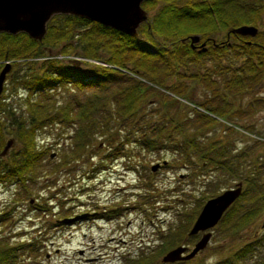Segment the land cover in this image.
<instances>
[{
  "label": "rangeland",
  "instance_id": "1",
  "mask_svg": "<svg viewBox=\"0 0 264 264\" xmlns=\"http://www.w3.org/2000/svg\"><path fill=\"white\" fill-rule=\"evenodd\" d=\"M261 2L264 4V0ZM158 4L159 1L147 10L141 6L148 17ZM257 28L264 29V12ZM125 72L143 83L144 89L137 94L139 107L147 116L151 115L148 125L160 121L163 131L157 134L148 125H143L147 132L142 133L140 123L138 127L133 126L137 129L135 133L124 140L121 118L114 115L116 118L108 123L111 126L107 138L111 144L123 141L117 155H106L105 141L99 142L102 137L95 135L92 144L78 158L59 163L61 148L71 143L69 148L75 147L73 142L76 134L81 133V127L73 121L67 124L55 122L38 130L36 145L46 147V152H53V155L34 166L30 171L31 178L23 182H14V179L0 182V247L4 242L20 246L15 250L14 264H125L140 252L153 250L156 257H150L147 264H206L231 257L232 251L241 248V243L250 238L253 231L264 236V194L254 197L255 192H244L246 185L242 178L231 176L218 162L201 166L199 156L185 154L181 144L186 140L187 128L196 124L192 114L197 109L215 119L205 126L202 117L196 119L202 126L196 125L198 129L205 128L209 138L221 137L222 143H218L225 147L217 153L211 152L216 160L225 159L234 167L238 159L229 154L237 148L247 152L258 150L254 160L256 163L261 160L264 155V81L258 88L239 96L227 93L226 100L217 102L202 82L187 78L188 72H183L181 78L175 77L182 81L181 95L161 87L156 79L152 82L138 78L128 70ZM125 82H105L99 88L83 87L82 90L70 84L59 85L48 91L46 102L63 101L72 95L84 99L94 92L99 97L96 102L102 103L105 96ZM4 84H7L6 79ZM7 90L8 87L4 92ZM17 91L16 96L24 93L22 88ZM216 102L222 103L220 106L226 110L225 115L241 107L240 116L232 121L203 107ZM106 105L113 107V104ZM185 115H189L188 123ZM171 116L173 123L168 118ZM239 123L249 126L244 128ZM114 127L121 129L117 131ZM198 129L197 134L200 133ZM172 134H178L174 137L175 143L169 141ZM154 163L157 165L152 169ZM51 164L56 165L51 167ZM204 174L206 178L202 177ZM237 180H241L240 194L226 206L219 219L210 227L188 233L205 199ZM257 184L253 182V191L258 188ZM262 186L264 188L263 183L261 189ZM256 204L261 207L257 215L252 219L251 215L238 219L240 213ZM75 214L81 216L71 222L60 220ZM250 220L251 225L247 224ZM207 230L210 235L205 245L190 257L170 262L161 260V255L176 244H186L189 249ZM258 251L260 256L264 255V239ZM237 258L242 259L238 255ZM255 260L252 264L257 263V256Z\"/></svg>",
  "mask_w": 264,
  "mask_h": 264
},
{
  "label": "trees",
  "instance_id": "2",
  "mask_svg": "<svg viewBox=\"0 0 264 264\" xmlns=\"http://www.w3.org/2000/svg\"><path fill=\"white\" fill-rule=\"evenodd\" d=\"M158 1L157 8L148 15L147 21L137 27L136 35L70 13L53 14L47 20L45 33L39 40L22 31H0V67L6 60L10 61L5 75L7 84L3 85L0 93V150L5 140L12 138L6 153L0 154V182L5 179L23 182L32 177L30 171L50 154L46 152V147L36 145L37 131L55 122L67 124L73 121L81 127V133L76 134L73 142L75 147L70 149L71 143L61 148L59 163L78 158L92 144L95 135L102 137L99 142L105 141L106 155H117L123 141L111 144L107 138L111 126L108 123L115 116L121 118L124 140L128 139L129 134L135 133L137 129L133 126L138 127L140 123L142 133H146L143 125H148L151 115L147 116L146 111L139 107L137 94L144 89L143 83L137 77L128 76L126 70L135 73L138 78L143 77L152 82L156 79L161 87L177 95L182 94L179 87L182 81L175 77L181 78L183 72H188L187 78L202 82L217 102L225 99L227 93L239 96L263 83L264 29L257 28L253 36L228 31L230 27L242 23L257 27L264 12L261 0H143L141 4L145 9L153 8ZM189 33H197L201 39H206L204 50L191 47ZM210 39L217 45L213 46ZM170 77L173 82L169 80ZM116 80L126 82L105 96L102 103L96 102L99 97L94 92L84 99L72 95L63 101L54 99L46 102L48 91L59 85L70 84L82 90L83 87L99 88L105 82ZM6 87L8 90L4 92ZM18 88L23 89V95L16 96ZM217 102L210 106L196 104L228 120L233 121L232 118L240 116L241 107L225 115L226 110L220 106L222 103ZM106 103L113 104V107ZM194 111L192 118L196 124L201 125L196 119L201 120L202 117L205 126L215 120L197 109ZM185 116L188 123L189 115ZM168 118L171 122L172 116ZM124 121L133 123L127 126L123 124ZM196 124L185 129L187 134L181 132L186 139L181 143L184 153L198 155L201 166L220 163L225 172L244 180V192L251 190L255 192L254 197L263 195L264 188L262 186L261 189L260 185L264 184V155L256 163L254 159L258 157V150L247 152L237 148L229 154L238 159L234 167L225 159L216 160L217 157L212 156L211 152L217 153L225 147L218 143L221 137L209 138L210 135L205 134L206 129H198ZM239 125L244 128L249 126ZM162 127L160 121L148 125L157 134L163 131ZM113 129L119 131L121 128ZM197 129L200 132L198 134L195 133ZM177 135L172 134L170 143H175L174 137ZM55 165L51 164V167ZM202 177L206 178L207 175ZM254 181L258 183V188L253 191ZM260 208V205L249 206L238 215V219H246L250 215L252 219ZM247 224L251 225V220ZM240 226H236V231ZM263 239L264 236L253 231L251 237L241 243V248L232 251L231 257L206 264H252L255 256L256 264H264V255L260 256L258 251ZM19 247L18 244L4 242L0 247V264H14L17 255L15 250ZM237 255L244 260H238ZM150 257H156L155 250L140 252L125 264H147Z\"/></svg>",
  "mask_w": 264,
  "mask_h": 264
},
{
  "label": "water",
  "instance_id": "3",
  "mask_svg": "<svg viewBox=\"0 0 264 264\" xmlns=\"http://www.w3.org/2000/svg\"><path fill=\"white\" fill-rule=\"evenodd\" d=\"M141 1L143 0H0V31L8 33L22 31L29 37L39 40L45 33L47 20L53 14L70 13L98 21L127 34L136 35L137 26L147 17V11L141 6ZM228 31L253 36L257 27L253 24L242 23L230 27ZM198 37L197 33L189 34V43L193 44ZM200 45H204V40ZM9 67L10 61L8 60L0 67V93ZM11 144L12 138L9 137L5 140L0 154H5ZM156 165L157 163L152 164L151 168L153 169ZM240 191L241 180H237L232 186L225 187L206 198L193 219L188 233L212 226L226 206L230 205L240 194ZM80 216L81 214H75L60 220L71 222ZM209 235L210 230L201 233L189 249L183 243L172 246L161 255V260L170 262L190 257L205 245Z\"/></svg>",
  "mask_w": 264,
  "mask_h": 264
},
{
  "label": "flooded vegetation",
  "instance_id": "4",
  "mask_svg": "<svg viewBox=\"0 0 264 264\" xmlns=\"http://www.w3.org/2000/svg\"><path fill=\"white\" fill-rule=\"evenodd\" d=\"M199 35V34H198ZM204 39H201V37H200V35H199V37H198V39L196 40V41H194L193 42V44H191V47H193V48H196V49H202V50H204L202 47H203V45L201 46L200 45V43L203 41ZM210 41H211V43H212V45L213 46H215V45H217L216 43H214V40H212V39H210ZM205 43H206V39H205V41H204ZM204 43V46L206 47V44ZM220 44H222V42H219Z\"/></svg>",
  "mask_w": 264,
  "mask_h": 264
}]
</instances>
